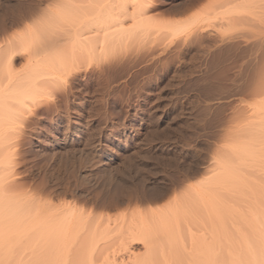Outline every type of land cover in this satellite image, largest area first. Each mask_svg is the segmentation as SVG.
Instances as JSON below:
<instances>
[{
    "label": "rangeland",
    "instance_id": "obj_1",
    "mask_svg": "<svg viewBox=\"0 0 264 264\" xmlns=\"http://www.w3.org/2000/svg\"><path fill=\"white\" fill-rule=\"evenodd\" d=\"M157 2L167 7L176 4L174 0ZM196 4L198 7L209 5L204 10L206 15L203 19L191 17L190 12L194 9L182 14L150 10L146 15L150 14L151 22L155 19L152 24L156 23V30L150 28V35L145 34L144 38L134 36V40L127 44L129 48L136 46L143 51L132 52L99 66L95 64L97 58L91 59L89 66L85 61L83 66L86 68L82 67L77 72L74 81L52 92L48 89L50 95L54 94V97L51 95L52 101L56 102L45 100L39 102V106L42 103L40 107L38 102L30 103L34 114L30 112L27 116L29 122H15L10 128L17 144L10 149L15 153L10 155L13 161L9 162L12 166L9 168L15 173L14 176L12 171L11 176L17 177V194L26 192L20 196L24 201L27 199L26 203L35 204L34 207L38 204L44 217L43 214H52V217L60 218L72 207L75 209L72 213L75 217H72L76 219L72 218V221L83 226L78 231L74 229L73 243L64 247L68 254L59 255L68 258V264L75 262V254H78V259L86 258L93 264L122 263L120 258L123 256L124 261L127 260L125 245L121 241L130 224L139 215L150 219L160 210L167 211L168 203L175 199L181 202L180 197L174 198L177 197L178 185L190 182L186 177L190 172L195 176L194 169L200 170V175L207 174L212 164L210 159H205L203 146L210 142L208 137L213 134V126L221 113L231 111L222 107L221 102L231 100L230 93L241 91L243 76L264 63V41L253 39L261 29L255 25V32L247 31L253 23L243 0H199ZM30 11L29 0H0V20L27 18V22L0 34V43L2 40L4 43V38L12 30L20 31L23 24L29 23ZM110 53L108 51L105 55ZM124 59L137 63H132L120 73L108 72L107 66L112 63L120 66ZM20 62L22 60L15 66L20 68ZM235 120L238 127L235 143L242 145L246 142L249 122L259 121L260 115L244 105ZM11 170L1 166L0 176L7 171L11 173ZM158 187L164 189L159 199L150 197L144 200L136 196L140 190L153 191ZM249 193L245 194H254ZM247 195V200L239 201L237 198L238 201H229L234 203L233 208L236 207L239 214L245 211L243 214L246 216L254 209L255 196ZM233 217L230 218L231 224L228 219L222 224L227 241L237 244L241 241L234 225L238 217ZM116 224H123V228L120 227L123 229L121 232H125L123 235L119 234V227L111 230ZM191 227L194 235L208 236L206 228ZM184 232L185 238L181 239L188 246L191 239L187 235L188 230ZM243 232L246 240L253 242L252 232L246 227ZM219 234L221 241L226 242L222 236L224 233ZM87 241L92 244L87 246ZM27 244L16 249L13 259L29 264L34 255L30 253L32 246ZM133 246L138 249L140 244ZM40 247L35 251H41L43 247ZM218 248L214 250L215 258L223 260L230 257L220 250L221 247ZM234 248L239 249L237 245ZM187 251L175 256L189 258ZM52 254L51 258H58ZM167 254L162 257H174ZM71 259L75 260L71 262ZM78 259V264H85ZM112 259L116 262L112 263ZM57 261L53 263L60 262Z\"/></svg>",
    "mask_w": 264,
    "mask_h": 264
},
{
    "label": "bare ground",
    "instance_id": "obj_2",
    "mask_svg": "<svg viewBox=\"0 0 264 264\" xmlns=\"http://www.w3.org/2000/svg\"><path fill=\"white\" fill-rule=\"evenodd\" d=\"M198 1L199 0H195L196 3H198ZM110 2L112 4H116L117 0H110ZM146 3L148 4V8L145 9L142 16L136 17V24L141 30L135 36H140L142 38H144L145 34H151L152 31H149L151 30L150 28L156 30V28H154L156 27V23L152 24L154 23L155 19L153 22H151L150 14L146 15L147 12H149L150 10L153 11L161 9L163 13L167 12L170 14H182L188 11L178 4H172V6L167 7L165 6L166 4L164 5L162 4V2L158 3L157 0H146ZM111 11L113 15L119 17L121 22H124V17L123 15H120V10L118 8H114ZM7 19L8 18H1L0 20V34L7 33L9 30L13 29L17 25L19 26L20 23H24V21L27 22V18H9L8 21ZM25 24H23V29H21L20 31L12 30L13 32L11 31L9 33V36L6 35L8 38H4V43H2L3 40L1 41L2 45L0 43V167L3 166V169L7 170L12 169L9 168L11 166L9 162L13 161V159L10 158V155L12 156L15 153L14 150L10 149L13 145L17 147L16 141H13V139L15 140L16 137L14 138L13 136H11L10 128L15 122H20L22 124L29 122L28 117L24 121L17 119L16 114L20 110V106L24 104L26 105V103L28 102L27 107L29 108V104L38 102V98L43 95L45 91L52 92L53 89L50 87L53 81L62 79L64 81L62 84L64 88L67 83L69 84L70 81H74V79L77 78V72H80L79 70L83 69L82 67H84L83 65L86 63L85 61H87V66H89L91 63V59L92 61H94L98 56L102 54L101 49L104 50L103 54H106L108 51L111 52L112 48V44H105L104 37L102 35L99 37V39H97L95 33L89 30H82L76 32L73 37V42L70 44L46 43L42 48H38L37 45L42 40V37L35 30H28ZM104 30H107V28L105 27ZM195 30L196 29H194L193 31ZM155 32L153 31V33ZM111 39L112 36L110 34L109 40ZM139 40L141 41L140 38ZM117 42H119V37H117ZM133 56L134 55H132V57L130 56L131 59L133 58ZM20 60H22L23 64L20 62L21 67L19 68L16 66L18 64L17 62ZM73 61H75L76 63V69L74 71H69L68 69L72 66ZM122 62L120 63V66H117V64L112 65L113 63L111 62L112 64L107 66V69H109L108 72L114 71L116 73H120V71H125V69L131 67L130 65L136 61L125 60ZM99 70L101 71L102 69ZM103 70H105V68H103ZM78 74L80 75V73ZM48 89L50 90L48 91ZM60 95L62 96V93H60ZM52 98L51 100H49L50 102L52 101ZM32 111L34 110L31 109L30 112L34 114V112ZM245 143L243 142L242 145L236 144L238 154L241 159L244 157V154L246 152ZM9 158L11 160H9ZM12 171L13 170H11V174ZM9 173L10 171H7L2 176H0V223H3L6 228L10 226L15 232L21 235H26L32 241H40L39 245L43 248L41 251L35 252L33 245H31V243H26L27 246H32H28L31 250L30 253L34 255V258H31L30 260L45 259L46 261L51 262V264L56 263V261L58 260L57 262L60 261L61 264H68V258L65 259L64 256L61 258V256L59 255L65 253L64 255L66 256V254H68V250H66V248L64 247H67L69 243H73L72 238H75L73 237V234L75 235V230L78 231L79 229H83L81 223H79V225H81V228H78L79 225H75V223L72 221V218L75 217L72 215V213L75 212V209L71 207V209H69L70 212L64 214V216L60 218L52 217V214V216H48L46 214H43L46 217L42 216L41 214L43 211L41 212V208L39 209L38 204L36 207H34L35 204L31 202L26 203L27 199H25V202L23 199L24 197L20 196L26 194V192L24 194H17V177H15L14 179L11 175H9ZM13 174L15 176L14 171ZM220 175L224 178L225 182L223 184L221 195L218 198H213L211 196L204 195L199 206L194 207L189 199L180 197L181 202H178L177 199L173 200V203H168L170 204V206L167 207V211L157 209L160 210L159 214L152 215L153 217H151L150 219H148L149 217H141L139 213H141L142 211L139 212L137 215H139L140 218L138 216L136 217L137 220H134V223L132 221L133 224H130L125 234L126 236L122 239L123 241H121L125 245L124 248L126 250L127 260L124 261L123 256L122 258H120V260H122L123 262L120 263V261L118 264H241L242 261L251 260V249L256 248L257 246L254 244V241L251 242L249 240H246V235L243 232V229H245L246 227L247 230H250L252 233L253 230H256L257 232L259 231L261 224L264 223V205H261L258 194H245L249 191L250 193L253 192L249 189V181L247 180L243 172L234 173L232 169L225 168L220 172ZM22 189L19 188V190ZM163 191L164 189H162L161 187H158L153 191H151V189H144L136 192V196L141 197L143 199H147L150 197L152 199H159L163 196ZM23 192L24 191H22V193ZM245 195L251 197L255 195L253 199L254 202L252 204L254 209L250 211L248 216H246V214H243V212L245 211H241L242 214H239L236 211V207L233 208L234 203L232 204V202H235V199L236 201H238L239 199H246ZM116 196L118 195L116 194ZM130 196L132 198L133 194ZM22 199L24 202L21 201ZM184 199L186 200L184 201ZM232 199L233 201L229 203V201H231ZM164 206H166V204H164ZM149 211L151 212L152 210ZM38 212H41L40 215ZM233 215H236L238 217V221L234 225L241 241L237 244L231 243L229 237L228 240L230 242L227 241L224 230L225 228L222 224V222L226 221L227 219L230 221L231 224L230 216L234 218ZM73 220L76 219L73 218ZM229 221L226 223H229ZM250 222L252 223L250 224ZM121 225L123 226V224H118V226L116 224L111 227V230L114 227V229L117 230V227H119L118 230L119 232H121L123 230V227ZM191 225L206 228L208 230V236L194 235L192 232ZM120 227L122 228L120 229ZM91 229L94 228H92L91 226ZM184 230H188L189 234L187 235H189V238L191 239L188 246L186 244V246L190 249L189 251H187L186 249V242H183V239H181V237H184V233H186L184 232ZM218 230H220L221 232H219ZM218 232L221 234L224 233L222 234V236L223 238L225 237L224 241L226 242L221 241L220 234ZM123 233L121 232L119 234L123 235ZM90 234L93 235V233ZM88 236L89 238L91 237L89 234ZM94 237L96 238V235ZM88 243L90 245L91 242L87 241V246ZM137 243L140 244V247L138 249L133 246ZM236 245L239 249L234 248ZM120 247L121 246H119V248ZM218 247H221L220 250L226 253L227 255H230V257L228 256L229 258L223 260L215 258L216 253L214 254V250ZM63 250H65V252H62ZM81 250H83V246L81 247ZM181 251H187L188 254L192 256L183 259L180 257H176L175 255ZM218 251L219 250H217V252ZM37 252L39 253V255ZM41 253L49 254V256H41ZM50 253H53L52 255L56 254L55 256H57L58 258H51ZM76 253H78V250ZM166 253L172 254L174 257H162V255ZM217 254H219V252ZM77 255L78 254H75V256L77 257H75L76 260L78 259ZM158 255L159 258H157ZM75 259H71L70 261L72 262ZM84 259L87 261L88 264H93L90 263V260L88 261L86 258ZM84 259L78 260H81V262L83 261L85 262V264H87ZM76 260L73 263H76ZM113 261L116 262L115 259H112V263ZM60 262L57 264H60Z\"/></svg>",
    "mask_w": 264,
    "mask_h": 264
},
{
    "label": "snow or ice",
    "instance_id": "obj_3",
    "mask_svg": "<svg viewBox=\"0 0 264 264\" xmlns=\"http://www.w3.org/2000/svg\"><path fill=\"white\" fill-rule=\"evenodd\" d=\"M31 15L28 16V30H35L42 40L37 47L42 48L46 43L70 44L76 32L89 30L95 33L97 39L102 35L105 44H112L111 53L97 57L95 64L103 65L110 60L127 56L135 51H143L142 48L133 46L127 47L128 42L134 40V36L141 30L136 24V17L142 16L148 8L146 0H117L112 4L110 0H29ZM190 12L193 19H203L205 9L209 5L197 6L195 0H174ZM244 6L250 11L253 27L247 31L255 32V25L260 26V34L253 39L264 41V0H243ZM118 8L124 21L121 22L118 16L112 14V9ZM91 13V14H89ZM107 22V23H106ZM119 25V26H116ZM107 30H104V28ZM112 39L109 40V36ZM119 37V42H117ZM76 69L75 61L68 69ZM63 80L53 81L51 88L58 90ZM231 100L222 101L221 106L230 108L231 111L221 113L216 124L213 126V134L208 137L209 143L204 144L205 159H210L212 167L208 168L207 174L200 175V170H193L196 175L190 172L186 179L190 180L183 185H178L177 197L189 199L194 207L199 206L204 195L218 198L221 195L224 178L220 172L230 168L234 173L243 170L250 188L254 194H258L261 205H264V64H258L250 69L242 78L241 91L229 94ZM50 93L45 92L38 98V102L50 100ZM251 101V102H249ZM246 105L253 113L260 115L259 121H252L246 136V152L241 159L235 143L238 132L235 120L236 114L241 106ZM30 114L27 105H22L17 112V119L24 121ZM230 150V151H229ZM11 175V173H9ZM253 241L257 246L251 249L252 259L242 261L241 264H264V223L259 231L253 230ZM25 243H31L34 251L40 241H32L26 235L15 232L10 226L7 228L0 223V264H22L14 260L16 249ZM29 264H51L43 259L29 261Z\"/></svg>",
    "mask_w": 264,
    "mask_h": 264
}]
</instances>
